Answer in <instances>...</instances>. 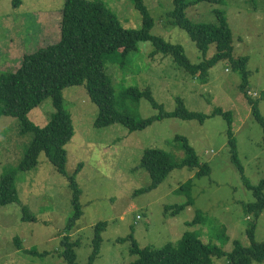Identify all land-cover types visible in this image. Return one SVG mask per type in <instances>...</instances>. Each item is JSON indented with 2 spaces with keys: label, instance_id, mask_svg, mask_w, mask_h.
<instances>
[{
  "label": "rangeland",
  "instance_id": "1",
  "mask_svg": "<svg viewBox=\"0 0 264 264\" xmlns=\"http://www.w3.org/2000/svg\"><path fill=\"white\" fill-rule=\"evenodd\" d=\"M101 1L116 13L125 28L142 27V15L133 0ZM144 2L155 22L151 33L182 45L193 63L209 59L216 52L212 45L204 57L188 34L170 23L168 12L173 8V0ZM63 4L64 0H23L20 7L14 8L11 0H0V72L19 69L25 55L60 40ZM216 8L225 11L232 30L234 56L249 58L247 95L259 101L264 119V0H225L223 5L204 2L189 7L186 13L195 23H216ZM153 50L151 42L141 43L130 54L127 67L107 69L117 95L122 88L137 86L141 91L150 89L167 113L176 109L177 98L184 101L190 112L212 116L214 110L221 109L231 113L232 131L245 175L252 183H258L264 176V131L251 114L248 98L239 90V73L222 61L202 81L178 66L171 55L151 57ZM63 97L74 130V137L66 146V170L70 174L82 164L76 175L82 215L66 232L72 211L67 181L46 155L40 154L35 170L17 175L20 203L0 206V264H65L60 257L64 235L72 242L79 241L76 261L84 264L92 251L93 228L101 222H107L108 226L102 233L103 244L95 264L133 263L138 257L130 254L131 234L140 248H162L168 243L177 244L186 232L199 234L208 243V239L218 243L225 231L229 241L223 249L230 252L234 240L250 244L247 229L256 224L255 240L264 242V212L255 219L245 211L254 199L230 160L228 125L223 118H210L202 126L195 121L168 119L137 133L121 126L96 129L93 122L97 109L82 86L66 88ZM122 104L121 100L122 111L141 119L158 114L146 99L129 104L128 109ZM53 114L52 100L47 99L29 119L43 128ZM19 131V121L0 118V180L3 172L20 163L32 137ZM178 137L187 139L200 163L209 164L211 173L194 177L196 170L176 168L157 188L138 191L151 182L149 173L140 167L144 153L163 150L175 160H182L184 154L176 141ZM187 181L193 182L190 194L194 204L178 215L171 214L174 210L165 213L166 206L188 200V193L182 190ZM23 208L32 220L23 219ZM196 212L205 222L187 225ZM214 263L225 264L227 260L216 258Z\"/></svg>",
  "mask_w": 264,
  "mask_h": 264
},
{
  "label": "trees",
  "instance_id": "2",
  "mask_svg": "<svg viewBox=\"0 0 264 264\" xmlns=\"http://www.w3.org/2000/svg\"><path fill=\"white\" fill-rule=\"evenodd\" d=\"M133 1L142 15V27L139 29L125 28L116 13L101 0H64L61 10L60 40L25 55L19 69L0 72V118L16 119L19 121L20 134L32 136L20 163L15 168L3 172L1 176L0 206L20 203L19 184L16 186L17 175L35 170L39 164L40 154L44 153L56 171L67 181L72 211L65 225L66 232L70 231L81 217V189L76 183V175L80 172L82 164H78L70 174L66 170L68 163L66 146L74 137V130L72 115L64 106L63 91L69 87L82 86L89 101L97 109L93 122V127L96 129L121 126L130 133H137L168 119L195 121L202 126L210 118H223L228 125L230 160L254 199L246 205L245 211L257 219L264 212V176L256 184L246 177L239 158L237 140L232 131L231 113L223 112L221 109L214 110L212 116L190 112L181 98L176 99V109L167 113L163 106L156 102L150 89L141 91L137 86H130L122 88V92L117 95L113 79L107 73V69L111 66L118 69L127 67L130 54L138 50L141 43L146 42H151L154 47L151 57L158 54L171 55L178 66L202 81L206 80L212 67L219 62H227L235 72L239 73L241 78L239 90L248 98L251 114L264 131V119L260 114L259 101H253L247 95L249 58L234 56L232 30L225 11L220 8L214 9L216 23H195L187 17L186 11L189 7L204 2L223 5L225 0H173V8L168 12L170 23L184 30L204 57H207L210 47L215 45L216 52L213 56L199 63H193L188 58L182 45L173 44L161 36L153 35L151 29L155 22L144 0ZM11 3L17 8L22 5L23 0H11ZM47 99L52 100L54 114L48 124L40 128L30 121L29 116ZM141 99H146L158 114L149 119H141L134 113L119 108L121 100L122 105L128 109L129 104L139 103ZM176 141L181 144V151L184 154L182 160H175L163 150L152 149L144 153L140 167L149 173L151 182L138 191L157 188L176 168L188 167L196 170L194 177L211 173L209 164L200 163L195 150L186 138L178 137ZM192 185L193 182L187 181L182 186V190L188 193V200L180 205L166 206L165 213L174 210L171 214L178 215L194 204L190 194ZM22 210L24 220L33 219L27 214L26 208ZM204 222L202 215L196 212L195 217L187 225ZM107 226V222L97 223L94 226L91 239L92 251L84 264H95L103 244L102 233ZM255 231L256 224H252L247 229L250 244L244 245L241 241L234 240L230 252L223 249L229 241L225 231H222L218 239L221 244L213 243V240L209 239L208 243L199 234L186 232L177 244L168 243L162 248H140L131 234L130 254L138 257L131 264H215L214 259L222 257L227 260L225 264L264 262V242L255 240ZM60 245V257L65 264H80L76 261L78 240L72 242L69 236L64 235ZM28 253L32 254L33 251Z\"/></svg>",
  "mask_w": 264,
  "mask_h": 264
},
{
  "label": "built area",
  "instance_id": "3",
  "mask_svg": "<svg viewBox=\"0 0 264 264\" xmlns=\"http://www.w3.org/2000/svg\"><path fill=\"white\" fill-rule=\"evenodd\" d=\"M138 219H140V216H138Z\"/></svg>",
  "mask_w": 264,
  "mask_h": 264
}]
</instances>
